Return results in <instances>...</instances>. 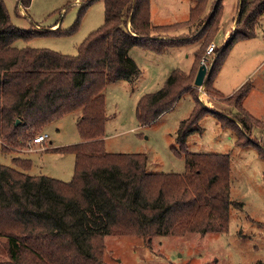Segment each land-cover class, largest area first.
<instances>
[{
    "label": "trees",
    "instance_id": "1",
    "mask_svg": "<svg viewBox=\"0 0 264 264\" xmlns=\"http://www.w3.org/2000/svg\"><path fill=\"white\" fill-rule=\"evenodd\" d=\"M94 1L87 0L80 10ZM101 1L103 23L78 44L75 54H65L13 45L17 39L29 40L48 33L13 24L0 0V138L15 137L16 142H25L50 122L73 112H79L76 125L82 138L51 149L74 154L73 176L68 181L30 175L25 171L30 161L25 158L14 157L16 167L0 163V238L4 239L10 264H104L101 238L109 233L150 237L223 232L228 228L233 204L229 195V155L186 147V138L199 130L198 121L210 111L201 101L194 99L190 115L179 122L176 130L178 148L173 150L183 159V172L149 171L145 153L109 152L103 144L107 120L104 88L116 81H132L141 73L130 49L140 46L162 53L180 46L184 37L158 39L151 32L180 24L189 26L195 18H205L200 31L210 28L209 34L200 33L198 37L206 40L214 36L221 23V0H192L185 21L166 25L150 22V0ZM30 3L18 0L16 16H20L18 6L27 8ZM263 14L264 0H239L237 30L217 52L204 79L205 87L209 83L213 86L232 44L255 35ZM60 31L54 35L69 33ZM198 58L194 52L195 66ZM179 70L172 69L161 87L137 99L135 114L140 125L149 124L170 109L188 90V85H181L186 76ZM251 87L247 80L227 97L235 96V117L210 111L237 137L260 121L242 105ZM212 92L211 96L223 97L215 87ZM18 135L21 139L16 138ZM236 144L242 145L239 141ZM1 150L7 151L3 145ZM258 150L264 159V150ZM262 182L264 185V171ZM257 223L264 228V221Z\"/></svg>",
    "mask_w": 264,
    "mask_h": 264
},
{
    "label": "rangeland",
    "instance_id": "2",
    "mask_svg": "<svg viewBox=\"0 0 264 264\" xmlns=\"http://www.w3.org/2000/svg\"><path fill=\"white\" fill-rule=\"evenodd\" d=\"M3 1L13 24L25 29L32 26L48 33L29 40L17 39L13 43L17 47L48 48L75 54L78 44L104 19L101 0L92 2L83 11L80 8L87 0H31L27 8L18 6L20 16L15 14L18 0ZM221 3L224 8L220 26L223 30H229L234 22L233 29L223 34V39L222 34L219 37L218 31L206 40L198 37L200 33L209 34L210 28L200 31L205 18L200 21H195V18L189 26L180 24L172 28H156L151 32L158 39L184 37L181 39L184 42L182 45L167 48L162 53L140 46L129 51L141 73L132 81L120 80L104 88L107 120L103 144L109 152L145 153L149 171L183 172V159L175 155L173 149L178 148L175 137L179 122L190 115L194 99L201 101L210 111L233 118L237 114L235 96L227 97L250 80L252 87L242 105L260 120L258 123L253 122L249 130L241 129L243 133L237 137L230 127L222 126L216 115L208 111L198 121L199 130L186 138L188 150L229 155V195L233 204L229 208L228 228L223 232L200 234L193 231L150 237L109 233L101 238L104 264H264V228L257 223L264 221V159L258 150V147L264 150V14L259 17L255 35L232 44L216 72L213 86L209 83V88L205 87L206 78L202 86H196L194 78L199 65L202 62L206 64L208 75L217 52L237 30V1L221 0ZM192 4V0H150V21L157 24L182 20L187 17ZM77 20L76 28L73 29ZM127 27H130L129 23ZM60 30L69 33L54 35L61 34ZM210 46L213 47L211 51L208 49ZM194 52L199 54L196 66L194 63L191 65ZM174 68L180 69L186 76L181 85H188V90L170 109L159 114L149 124L140 125L135 114L137 99L161 87ZM214 87L223 97L211 96ZM78 116L79 112H73L50 122L40 131L48 135L42 143L32 142L36 134L30 135V139L25 142H16L15 137L11 140L0 138V163L16 167L14 157L25 158L30 161L25 170L30 175L70 180L73 176L74 154L51 149L82 140L76 125ZM237 126L240 127V124L237 123ZM16 138L21 139V136ZM236 141L243 146L236 144ZM2 145L7 151L1 150ZM239 202H242L241 206L237 205ZM3 240L0 238V264H10Z\"/></svg>",
    "mask_w": 264,
    "mask_h": 264
},
{
    "label": "crops",
    "instance_id": "3",
    "mask_svg": "<svg viewBox=\"0 0 264 264\" xmlns=\"http://www.w3.org/2000/svg\"><path fill=\"white\" fill-rule=\"evenodd\" d=\"M237 1V5H238V2H239V0H236ZM223 8H224V6H223ZM189 9H190V7H189ZM222 14H223V12H222ZM150 16H151V13H150V4H149V18H150ZM188 16H189V10H188V15H187V17L186 18H184V19H182V20H178V21H175V22H169V23H157V24H153V25H166V24H173V23H176V22H181V21H185L187 18H188ZM151 20V19H150ZM233 21H234V17H233ZM151 22V21H150ZM221 22H222V17H221ZM222 25H223V23H222ZM231 28L229 29V30H223V28H222V26H220V28H222V29H219L218 30V35L219 34H222L221 35V38L223 39V34L224 35H226L228 32H230L232 29H233V27H234V22L231 24ZM219 37H220V35H219ZM224 39H225V37H224ZM133 47H135V46H133ZM132 47V48H133ZM131 48V49H132ZM130 49V50H131ZM193 63H194V58L192 59V61H191V65H193ZM34 144H36V143H34Z\"/></svg>",
    "mask_w": 264,
    "mask_h": 264
},
{
    "label": "water",
    "instance_id": "4",
    "mask_svg": "<svg viewBox=\"0 0 264 264\" xmlns=\"http://www.w3.org/2000/svg\"><path fill=\"white\" fill-rule=\"evenodd\" d=\"M207 66L205 63H201L197 69L195 78H194V84L196 86H202L205 77L207 76ZM18 122V119L16 120V123Z\"/></svg>",
    "mask_w": 264,
    "mask_h": 264
},
{
    "label": "built area",
    "instance_id": "5",
    "mask_svg": "<svg viewBox=\"0 0 264 264\" xmlns=\"http://www.w3.org/2000/svg\"><path fill=\"white\" fill-rule=\"evenodd\" d=\"M209 51H211L213 49L212 46L208 47ZM204 63V62H202ZM48 138V135L46 132H40L38 134H36L33 139H32V142L33 143H42L44 142L46 139Z\"/></svg>",
    "mask_w": 264,
    "mask_h": 264
}]
</instances>
